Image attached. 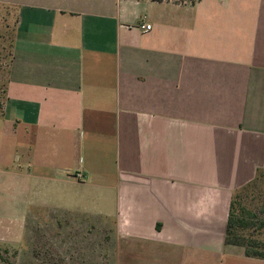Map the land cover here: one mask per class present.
Here are the masks:
<instances>
[{
    "label": "crops",
    "instance_id": "0c3cea01",
    "mask_svg": "<svg viewBox=\"0 0 264 264\" xmlns=\"http://www.w3.org/2000/svg\"><path fill=\"white\" fill-rule=\"evenodd\" d=\"M0 5V211L113 220L119 264H264L224 241L264 170V0Z\"/></svg>",
    "mask_w": 264,
    "mask_h": 264
},
{
    "label": "rangeland",
    "instance_id": "374dc122",
    "mask_svg": "<svg viewBox=\"0 0 264 264\" xmlns=\"http://www.w3.org/2000/svg\"><path fill=\"white\" fill-rule=\"evenodd\" d=\"M15 20V8L0 5V104L12 57ZM251 183L238 192L236 202L262 219L264 176ZM0 212V264H119L118 253L126 250L122 245L131 249V243L115 238L113 220L47 208L20 211L12 206ZM253 237L264 241V229Z\"/></svg>",
    "mask_w": 264,
    "mask_h": 264
},
{
    "label": "trees",
    "instance_id": "16d2710c",
    "mask_svg": "<svg viewBox=\"0 0 264 264\" xmlns=\"http://www.w3.org/2000/svg\"><path fill=\"white\" fill-rule=\"evenodd\" d=\"M186 1L193 4L197 0H180L179 2L186 3ZM263 171H259L254 180L264 176ZM250 184L252 183L242 189H246ZM238 194H235L230 202L224 236L225 244L242 247L247 257L264 259V241L253 237L258 231L264 229V218L260 219L254 211L237 203ZM259 210L264 215V201Z\"/></svg>",
    "mask_w": 264,
    "mask_h": 264
},
{
    "label": "built area",
    "instance_id": "2783aa9c",
    "mask_svg": "<svg viewBox=\"0 0 264 264\" xmlns=\"http://www.w3.org/2000/svg\"><path fill=\"white\" fill-rule=\"evenodd\" d=\"M136 28L141 32V33H145L151 30V25L147 24V23H139L137 24Z\"/></svg>",
    "mask_w": 264,
    "mask_h": 264
}]
</instances>
